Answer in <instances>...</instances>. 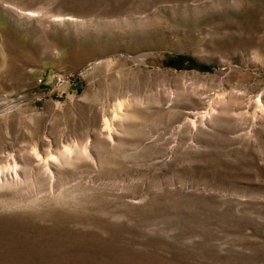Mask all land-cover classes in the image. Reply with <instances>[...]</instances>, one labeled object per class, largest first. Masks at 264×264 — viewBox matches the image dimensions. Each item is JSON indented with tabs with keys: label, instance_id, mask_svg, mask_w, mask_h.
<instances>
[{
	"label": "rangeland",
	"instance_id": "1",
	"mask_svg": "<svg viewBox=\"0 0 264 264\" xmlns=\"http://www.w3.org/2000/svg\"><path fill=\"white\" fill-rule=\"evenodd\" d=\"M0 264H264V0H0Z\"/></svg>",
	"mask_w": 264,
	"mask_h": 264
}]
</instances>
